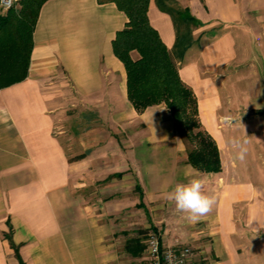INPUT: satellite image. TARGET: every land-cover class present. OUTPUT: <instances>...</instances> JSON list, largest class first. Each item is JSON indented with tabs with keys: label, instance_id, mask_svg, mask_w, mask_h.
Segmentation results:
<instances>
[{
	"label": "crops",
	"instance_id": "0c3cea01",
	"mask_svg": "<svg viewBox=\"0 0 264 264\" xmlns=\"http://www.w3.org/2000/svg\"><path fill=\"white\" fill-rule=\"evenodd\" d=\"M184 10L195 23L177 26ZM147 15L171 52L177 33L190 39L178 73L221 170L187 162L164 103L139 113L129 102L112 50L127 17L113 2L47 0L27 76L0 89V264H142L145 238L129 232L137 209L142 228L160 232L159 221L164 244H192L195 264H264V0H149ZM232 137L249 141L245 160ZM191 178L215 199L195 223L166 199ZM131 238L144 245L137 256L125 250Z\"/></svg>",
	"mask_w": 264,
	"mask_h": 264
},
{
	"label": "trees",
	"instance_id": "16d2710c",
	"mask_svg": "<svg viewBox=\"0 0 264 264\" xmlns=\"http://www.w3.org/2000/svg\"><path fill=\"white\" fill-rule=\"evenodd\" d=\"M45 1L19 0L18 9L13 7L0 12V89L27 76L33 31ZM97 1L113 2L127 17L124 27L116 32L112 40V50L126 70L129 102L139 113L149 106L164 103L177 133L186 145L187 162L201 172H219L221 160L218 147L199 120L193 90L178 73L177 59L190 43L187 33H177L176 44L181 51L175 54L149 23V0ZM175 19L177 26L195 23L188 10L176 12ZM132 51L138 53L137 59L131 57ZM143 248L138 238L125 242V250L132 256L139 255Z\"/></svg>",
	"mask_w": 264,
	"mask_h": 264
},
{
	"label": "clouds",
	"instance_id": "9594fccd",
	"mask_svg": "<svg viewBox=\"0 0 264 264\" xmlns=\"http://www.w3.org/2000/svg\"><path fill=\"white\" fill-rule=\"evenodd\" d=\"M224 120L226 124H230L232 117H225ZM225 143L235 151L237 159L245 160L249 143L247 139L232 137L227 138ZM203 189V179L191 178L186 183H176L170 191L166 192V199L174 203L177 212L185 214V219L188 222L195 223L210 213L215 204L214 197L206 194ZM156 243L154 239L151 241L153 247Z\"/></svg>",
	"mask_w": 264,
	"mask_h": 264
},
{
	"label": "built area",
	"instance_id": "2783aa9c",
	"mask_svg": "<svg viewBox=\"0 0 264 264\" xmlns=\"http://www.w3.org/2000/svg\"><path fill=\"white\" fill-rule=\"evenodd\" d=\"M17 0H0V12L15 7ZM157 243L152 246L151 241ZM145 255L142 264H195V251L189 245H163L160 235L150 231L146 235Z\"/></svg>",
	"mask_w": 264,
	"mask_h": 264
},
{
	"label": "rangeland",
	"instance_id": "374dc122",
	"mask_svg": "<svg viewBox=\"0 0 264 264\" xmlns=\"http://www.w3.org/2000/svg\"><path fill=\"white\" fill-rule=\"evenodd\" d=\"M18 2H19V0L16 1L15 7H14L15 9H18V8H19V4H18ZM230 92H232V93H234V94H235V93L237 94V93L239 92V90H237V89H233V88H232V89L230 90ZM165 110H166V108H165ZM142 126H143V125H139V127L136 129L137 132H139V131L141 130ZM173 131H174V135H175V136H174V139H175L176 141H178L180 144H182V145L184 146L185 150H186V145H185V143L182 141L180 135L177 133L174 124H173ZM110 133H112V132H110ZM127 133H128L127 130H125V131H124V130H119V131H117V133H116L117 141L120 142V143L123 144V145H128V142H127ZM147 205H148V207H149L150 214H151L152 218H153L154 220H158L159 216H161L160 211H159L158 209L153 208L155 205H152V204L149 203V202H148ZM128 212H131V211L126 210L125 214H127ZM123 213H124V211L122 212L121 215H124ZM135 215H136V218L134 219V220H135L134 224H130L131 227H135V229H131L129 232H133V230H135V232H136V231H139V233L141 234V236H142L143 238H145V240H146V234H148L150 231H149V228L144 229V228H142V226H141V225H142L141 223H142L143 220H144V217H143V210H141V209H137ZM119 219H121V221H122V216H120ZM158 223H159V221H158ZM158 223H157L158 226H156V229H158L160 232H158V231H156V230H152V231H155V232H157V233L160 235L161 242H162V239H164V237H163V230L160 229V225H161V224H158ZM171 229H172V228H171ZM160 233H161V234H160ZM125 236H127V235H125ZM125 236H124V237H125ZM124 237H122V238L120 237V238H121V239H124ZM162 244H163V245H166V244H164L163 242H162ZM175 245H189V246L192 247V244H190V243H183V244L177 243V244H175ZM169 246H171V245H169ZM145 247H146V246H145ZM122 259L124 260V258H122Z\"/></svg>",
	"mask_w": 264,
	"mask_h": 264
}]
</instances>
